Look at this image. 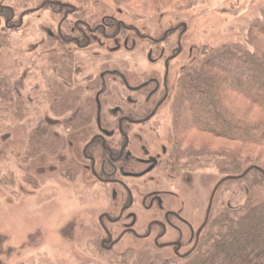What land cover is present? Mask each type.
Listing matches in <instances>:
<instances>
[{
	"label": "rangeland",
	"instance_id": "obj_1",
	"mask_svg": "<svg viewBox=\"0 0 264 264\" xmlns=\"http://www.w3.org/2000/svg\"><path fill=\"white\" fill-rule=\"evenodd\" d=\"M45 1L47 0H0L1 7H10L15 12L14 25H18L21 19L23 21L20 30L15 31L12 28L7 32L10 46L1 49L0 55L4 64L14 66L10 71L12 83L27 101V115L24 119L9 122L8 129L0 134V264H125L134 255L139 257L136 264H151L156 253L145 249L148 247L145 243H135V249L127 253L121 252L124 247H117L115 251L108 253L96 243V237L101 232L97 216L105 209V198L97 195L98 191L92 186L90 173L82 168L81 170L73 160V157L81 158L84 144L95 133L92 118L85 121V129L74 132L72 144L66 152L56 156L39 154L33 159H28L26 155L31 127L40 115L53 123L61 124L65 119V116L55 117L51 113L50 102L45 96L58 77V65L49 55L62 52L61 46L49 40L48 31L56 33L63 18L57 14L56 9L42 7ZM53 1L76 7L83 12L79 15L80 18L85 20H90L92 16L97 18L113 15L156 38L173 25L187 24L188 33L184 36L186 59L181 60L180 66L190 60L189 47L194 48L193 55L199 60L208 56L211 48L229 42L243 43L251 21L264 10V0ZM3 26L4 20H0V32ZM91 53L90 61L96 64L85 68V72L74 75L75 86L86 83L91 75L99 72L100 60H130L134 70L136 67L145 66L143 54L140 52L129 55L121 51L110 57L108 54L111 53L107 50ZM77 56L81 60H88L87 56L80 53ZM148 70L151 72L153 68ZM224 85H230V80H226ZM90 96L93 94H89ZM247 107L252 108L251 105ZM68 116V120L73 117L70 114ZM185 116L183 125L189 129L196 121L204 122V116L198 111L192 110ZM158 119L162 131L156 135L151 134V141L165 142L169 138L173 140L174 135L175 143L183 138L181 148L204 150L209 146L217 154L236 152L243 160L264 166L263 146L232 142L193 128L180 137L173 130V121L176 120L172 115L171 104ZM209 128L219 134L223 133L212 124ZM69 164L80 169L73 178H69L65 172ZM193 170L191 177L194 185L189 187L179 181L175 188L188 201H196L200 224L213 189L227 176L220 172L215 161L198 164ZM163 185L168 187L165 182ZM240 190L244 192L242 196ZM249 191L245 182L223 186L216 194L214 205L220 200L225 206L238 208L247 200L246 193ZM117 255H123L124 258L116 259ZM133 261H130L131 264Z\"/></svg>",
	"mask_w": 264,
	"mask_h": 264
},
{
	"label": "flooded vegetation",
	"instance_id": "obj_2",
	"mask_svg": "<svg viewBox=\"0 0 264 264\" xmlns=\"http://www.w3.org/2000/svg\"><path fill=\"white\" fill-rule=\"evenodd\" d=\"M46 6L63 16L56 33L48 31L49 40L61 46L62 52L49 56L58 65L55 57L60 55L71 68L68 73H60L58 65V77L54 82L81 94L80 107L85 100L90 101L92 107L95 133L84 144L81 158L73 157V160L80 169L90 173L97 195L105 198V209L97 216L101 232L96 243L108 253L117 247H124L121 252L127 253L140 242L156 256L187 260L199 246L215 199L208 216L210 196L199 224L196 201H188L175 188L179 181L189 187L194 185L191 175L195 166L180 154V161H176L177 142L173 134V140L169 138L165 142L150 138L151 134L160 132L158 116L170 104L174 116L178 81L184 70L197 60L194 48L189 47L190 60L180 66L181 60L186 59L187 24L173 25L156 38L113 15L92 16L85 20L79 16L83 12L72 5L47 0L42 7ZM14 15L10 7L0 6L5 35L12 28L20 30L23 26L22 19L18 25L13 24ZM96 50H107L111 53L109 57L121 51L129 55L140 52L145 66L134 70L130 60H100L99 72L91 75L86 83L75 86L74 75L94 64L89 55ZM77 53L87 56L88 60H81ZM150 67L153 68L151 72ZM173 125L175 132L174 121ZM77 130L66 133L68 147Z\"/></svg>",
	"mask_w": 264,
	"mask_h": 264
},
{
	"label": "trees",
	"instance_id": "obj_3",
	"mask_svg": "<svg viewBox=\"0 0 264 264\" xmlns=\"http://www.w3.org/2000/svg\"><path fill=\"white\" fill-rule=\"evenodd\" d=\"M9 46L8 36L0 32V51ZM207 55L203 56L204 59L197 58L178 81L174 98L175 133L182 137L193 128L232 142L264 147V10L251 21L243 43H225L209 49ZM55 58L60 73H68L71 68L62 57ZM13 68L4 64L0 55V134L8 129L9 122L21 121L27 115V101L11 80ZM226 80H230V85L224 87ZM45 96L50 102L51 113L55 117L65 116V119L60 124L47 121L41 115L37 118L29 135L28 159L39 154L56 156L66 152V133L85 127V121L91 118L90 101L85 100L80 107L83 100L76 91L54 82ZM192 110L204 116V122L196 121L189 129L183 122L185 114ZM69 114L73 116L71 120H68ZM211 124L223 133L213 131L209 128ZM182 142L183 138L176 143L174 158L180 161V154L195 168L203 162L215 161L225 176H240L249 166H259L264 171V166L243 160L236 152L226 151L221 155L209 146L204 150L181 148ZM65 172L73 178L78 169L69 164ZM242 182L250 189L245 203L236 208L217 200L199 246L191 257L177 261L158 255L151 264H264V173L254 169L244 178L228 181L223 186ZM240 192L242 196L244 192ZM122 257L115 256L119 260ZM132 257L125 264H131V260L136 264L138 255Z\"/></svg>",
	"mask_w": 264,
	"mask_h": 264
},
{
	"label": "water",
	"instance_id": "obj_4",
	"mask_svg": "<svg viewBox=\"0 0 264 264\" xmlns=\"http://www.w3.org/2000/svg\"><path fill=\"white\" fill-rule=\"evenodd\" d=\"M254 169H255V170H258V171H260V172H262V173H264V171H263L261 168H259V167H257V166H251V167H249L248 169H246V171H245L242 175H240V176H227V177H224L223 179H221V180L216 184V186H215V188H214V190H213V193H212V195H211L210 205H209V209H208V216L210 215V212H211V209H212V206H213V202H214L215 196H216L218 190L220 189V187H221L223 184H225L226 182H228V181L240 180V179L244 178V177H245L250 171H252V170H254ZM208 216H207V219H206V221H205V225H206L207 222H208ZM203 227H204V226H203Z\"/></svg>",
	"mask_w": 264,
	"mask_h": 264
}]
</instances>
